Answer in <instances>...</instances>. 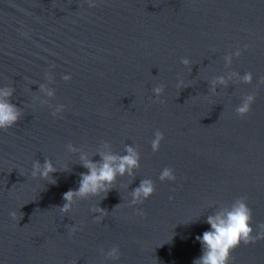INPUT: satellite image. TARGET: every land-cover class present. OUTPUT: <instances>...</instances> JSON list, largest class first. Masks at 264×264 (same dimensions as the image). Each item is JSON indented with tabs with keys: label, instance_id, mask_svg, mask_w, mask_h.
<instances>
[{
	"label": "water",
	"instance_id": "water-1",
	"mask_svg": "<svg viewBox=\"0 0 264 264\" xmlns=\"http://www.w3.org/2000/svg\"><path fill=\"white\" fill-rule=\"evenodd\" d=\"M247 72L250 84L236 75ZM220 76L227 83L213 91ZM261 76L264 0H0V87L15 89L23 113L0 129V264H193L207 216L241 196L254 235L264 230ZM249 94L256 99L242 117L236 108ZM157 130L164 139L154 152ZM127 144L140 152L135 176L61 213L63 194L88 171L81 155L100 160L97 152L125 154ZM45 159L59 171L33 178ZM165 167L175 180L159 179ZM145 178L155 193L130 204ZM95 207L108 210L103 220ZM114 246L115 260L106 255ZM232 256L230 264H264V238Z\"/></svg>",
	"mask_w": 264,
	"mask_h": 264
},
{
	"label": "clouds",
	"instance_id": "clouds-1",
	"mask_svg": "<svg viewBox=\"0 0 264 264\" xmlns=\"http://www.w3.org/2000/svg\"><path fill=\"white\" fill-rule=\"evenodd\" d=\"M90 5L94 6V0H89ZM242 51L237 49L235 53H230L225 57L227 65H231L233 55L240 56ZM184 65H190L191 61L185 57L182 59ZM240 79L244 83H252L254 75L252 72H247L243 76L239 73ZM64 80H70L71 76L66 74ZM181 83H183L181 81ZM226 84L225 77L220 76L211 82L212 90H215L216 84ZM260 84H264V76L260 77ZM44 88V85H41ZM49 97L55 96V89H46ZM156 94V99H159L164 92V86H156L153 89ZM15 89L11 86L0 87V129L7 130L13 127L22 117V109L12 102ZM256 97L254 94L246 95L236 112L240 116H245L252 109ZM66 106L60 104L53 110V115L60 114ZM164 139L163 132L157 130L155 138L152 140L153 151H159L161 142ZM69 149L76 151L74 145L68 144ZM96 155L100 156V160L89 159L86 154L81 155L82 166L88 171L80 173L78 187L70 189L63 194L65 203L62 206H57L61 213H69L73 205L79 200L87 199L93 196H99L101 193L108 194L112 190V186L116 183L118 176H135V169L140 167L141 156L140 152L132 144L125 145V154L100 151ZM59 171L53 164L51 159H45L43 163L36 160L33 163L31 176L33 178L48 179L53 177V173ZM54 178V177H53ZM159 179L175 180V170L172 167H165ZM156 191V185L150 178H145L140 181L138 187L130 193L132 199L130 204H142L147 198L153 195ZM93 212L100 213L95 217L97 221H101L107 215L108 210L102 207H95ZM139 215H144L142 208L137 209ZM13 218H16V212L11 213ZM211 228L204 231L202 235H198L196 239L201 242L202 255L193 261V264H230L234 259L232 252L238 246L243 244L255 243L257 239L264 238V230L254 235L253 228V210L247 202V197L241 196L235 199L230 205L221 208L220 210L210 214L206 218ZM264 229V224L260 226ZM78 230L77 226L71 228L72 233ZM108 258L119 259L120 249L118 246L112 247L107 253Z\"/></svg>",
	"mask_w": 264,
	"mask_h": 264
}]
</instances>
